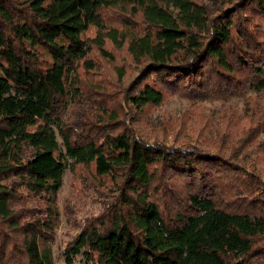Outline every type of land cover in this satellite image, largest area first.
Returning <instances> with one entry per match:
<instances>
[{
    "label": "trees",
    "instance_id": "trees-1",
    "mask_svg": "<svg viewBox=\"0 0 264 264\" xmlns=\"http://www.w3.org/2000/svg\"><path fill=\"white\" fill-rule=\"evenodd\" d=\"M211 1L0 0V264H53L63 176L89 165L119 199L64 247V264H264V30L250 27L264 0ZM121 7L140 13V32L108 23ZM107 42L125 44L138 67L115 87L121 100L99 84L82 89V73L96 71L92 53L112 59ZM171 95L237 97L241 115L225 116L213 139L207 124L194 129L195 148L146 141L121 119ZM168 172L186 191L173 220L156 202L174 197ZM16 185L44 200L42 215L16 203Z\"/></svg>",
    "mask_w": 264,
    "mask_h": 264
},
{
    "label": "rangeland",
    "instance_id": "rangeland-1",
    "mask_svg": "<svg viewBox=\"0 0 264 264\" xmlns=\"http://www.w3.org/2000/svg\"><path fill=\"white\" fill-rule=\"evenodd\" d=\"M224 2L225 0L211 1L217 8L221 6L223 8L228 7L226 3L222 5ZM123 8L109 10L108 23L119 25V21L123 19L130 22L140 32L143 29L140 13L130 16L129 10ZM250 27L253 30H264V17L251 14ZM92 34L93 31H90L86 35ZM106 47L111 52L112 59H104L94 51L92 56L97 64L96 71L87 74L82 73V82H84L82 89L85 92L90 91V85L99 84L111 96H116L118 100H121L122 95L118 92L119 88L116 90L115 87L126 88L127 84L136 77L138 67L133 63L125 44L120 48H115L110 42H107ZM119 68L123 70L124 77L120 83H117V73L119 72L117 69ZM241 108L242 100L237 97L193 102L177 95H171L167 96L164 102L158 106H150L144 111L134 108L127 109L120 116L122 120L128 118L129 124L126 123L125 125H129L135 133L146 141L160 142L173 148L182 146L195 148L199 147L200 143L196 141V135L193 133L194 129L207 124V137L213 139L217 136V133L215 134L216 130H225V118H228L225 116L240 114ZM88 110L89 107H86L85 111L88 112ZM95 112L98 113L99 111ZM65 113V117H68L66 120L70 123L72 119L73 123L77 114L74 104ZM240 124L247 125L248 120ZM114 126L116 130L122 128L120 121H117ZM58 140L60 141L59 136ZM254 157V155H251L248 160L252 161ZM259 158L262 161L264 160V157H260V155ZM163 178L165 179V177ZM166 178L170 192L174 193V197L170 198L168 194L158 193L156 202L164 217L173 220L175 212L177 210L183 211L185 208L183 199L186 191L183 189V180L178 179L170 172L166 173ZM119 191L118 185L111 182L109 178L98 177L92 165H89V167L78 166L75 169L65 171L62 187L57 194L59 217L50 244L53 264H64L62 257L64 247L82 227L97 222L98 217L103 215L110 217L114 213L117 206V203L114 206V202L119 199ZM16 193V203L22 205L28 214L32 213L34 217L43 214L41 213L43 209L45 210L43 199L31 196L20 185H16Z\"/></svg>",
    "mask_w": 264,
    "mask_h": 264
}]
</instances>
